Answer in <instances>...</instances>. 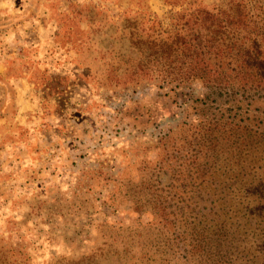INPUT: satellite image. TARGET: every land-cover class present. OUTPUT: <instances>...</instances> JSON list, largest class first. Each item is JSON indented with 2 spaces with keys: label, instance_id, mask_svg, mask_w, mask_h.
I'll return each mask as SVG.
<instances>
[{
  "label": "trees",
  "instance_id": "1",
  "mask_svg": "<svg viewBox=\"0 0 264 264\" xmlns=\"http://www.w3.org/2000/svg\"><path fill=\"white\" fill-rule=\"evenodd\" d=\"M169 19L126 12L86 31L105 42L87 81L203 90L155 145L134 140L122 164L87 172L101 192L68 208L76 234L95 238L73 264H264V0H192Z\"/></svg>",
  "mask_w": 264,
  "mask_h": 264
},
{
  "label": "rangeland",
  "instance_id": "2",
  "mask_svg": "<svg viewBox=\"0 0 264 264\" xmlns=\"http://www.w3.org/2000/svg\"><path fill=\"white\" fill-rule=\"evenodd\" d=\"M190 1L0 0V264H73L86 254L95 236L76 234L80 220L68 207L76 194L101 192L89 190L87 172L122 164L134 140L155 145L203 90L114 93L87 81L85 66L102 67L93 56L105 43H92L90 23L118 22L126 12L168 23ZM99 203L90 210L101 211Z\"/></svg>",
  "mask_w": 264,
  "mask_h": 264
}]
</instances>
